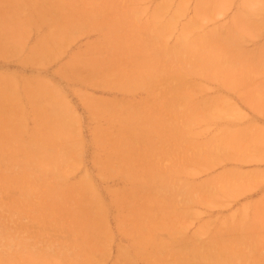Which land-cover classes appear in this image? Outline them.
I'll return each mask as SVG.
<instances>
[{"label":"rangeland","instance_id":"374dc122","mask_svg":"<svg viewBox=\"0 0 264 264\" xmlns=\"http://www.w3.org/2000/svg\"><path fill=\"white\" fill-rule=\"evenodd\" d=\"M263 219L264 0H0V264H264Z\"/></svg>","mask_w":264,"mask_h":264},{"label":"crops","instance_id":"0c3cea01","mask_svg":"<svg viewBox=\"0 0 264 264\" xmlns=\"http://www.w3.org/2000/svg\"><path fill=\"white\" fill-rule=\"evenodd\" d=\"M264 220V219H263ZM261 234H258L257 239H260L259 243L254 246L255 253L262 254L264 253V226H262ZM258 261V260H257Z\"/></svg>","mask_w":264,"mask_h":264},{"label":"bare ground","instance_id":"6f19581e","mask_svg":"<svg viewBox=\"0 0 264 264\" xmlns=\"http://www.w3.org/2000/svg\"><path fill=\"white\" fill-rule=\"evenodd\" d=\"M73 147H74V146H73ZM91 200H92V199H91ZM91 200H90V201H91ZM92 202H93V201H92ZM99 205H100V204H99ZM100 208H101V207H100ZM97 210H98V209H97ZM92 222H93V221H92ZM96 222H97V221H96Z\"/></svg>","mask_w":264,"mask_h":264}]
</instances>
